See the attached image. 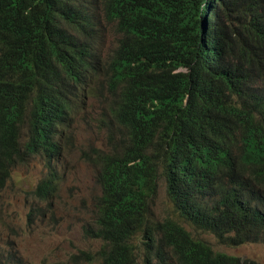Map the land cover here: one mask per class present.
Segmentation results:
<instances>
[{"label":"trees","instance_id":"1","mask_svg":"<svg viewBox=\"0 0 264 264\" xmlns=\"http://www.w3.org/2000/svg\"><path fill=\"white\" fill-rule=\"evenodd\" d=\"M85 3L0 0V187L35 153L49 162L35 194L58 191L51 161L99 54ZM105 11L120 38L104 80L127 138L101 159L86 233L103 245L74 259L138 264L143 239L146 264H259L154 222L151 205L164 177L195 227L230 246L264 242V0H105Z\"/></svg>","mask_w":264,"mask_h":264},{"label":"rangeland","instance_id":"2","mask_svg":"<svg viewBox=\"0 0 264 264\" xmlns=\"http://www.w3.org/2000/svg\"><path fill=\"white\" fill-rule=\"evenodd\" d=\"M93 18L91 33L97 40L92 94L78 102L72 119L60 137L61 151L51 161L60 177L56 195L48 201L35 194L38 183L49 171V162L41 154H31L11 170L0 187V264H99L76 261L81 251L95 254L102 240L87 235L98 218L102 186L98 175L102 156L117 153L126 143L127 131L113 114L114 97L104 75L117 48L120 33L105 11V0H86ZM27 129L23 130V137ZM154 222L173 219L184 225L195 237L211 243L214 250L255 259L264 264V243L247 242L236 246L222 244L212 232L202 231L181 217L169 199L164 177L158 180L157 195L151 205ZM138 264H145L147 244L134 240ZM153 264H157L156 260Z\"/></svg>","mask_w":264,"mask_h":264},{"label":"clouds","instance_id":"3","mask_svg":"<svg viewBox=\"0 0 264 264\" xmlns=\"http://www.w3.org/2000/svg\"><path fill=\"white\" fill-rule=\"evenodd\" d=\"M119 43V42H118ZM118 46V45H117ZM93 76H94V74H93ZM93 76H92V78H93ZM92 78H91V80L89 81V85L87 86V89L84 91V93H83V95H81L80 97H81V99L80 100H82L83 99V97H85V96H87V95H91V93H90V90H91V86H90V83H91V81H92ZM79 100V101H80ZM79 101H77V103H76V105H78V102ZM71 119H72V117H71ZM70 119V120H71ZM70 120H69V122H70ZM69 122H68V124H69ZM68 126V125H67ZM67 126H65V127H67ZM65 127L63 128V130H62V132L64 131V129H65ZM61 135H62V133H61ZM61 137V136H60ZM102 165H103V163H102ZM101 168H102V166H101ZM101 171V170H100ZM100 173V172H99ZM98 180H99V175H98ZM100 183V182H99ZM5 184V183H4ZM102 186V185H101ZM168 193V192H167ZM169 197V196H168ZM44 200V199H43ZM44 201H48V200H44ZM163 222V221H162ZM188 222V221H187ZM189 223V222H188ZM190 225H192L191 223H189ZM184 226V225H183ZM193 227H195L194 225H192ZM186 228V227H185ZM195 228H197V227H195ZM197 229H200V230H202V231H206V230H203V229H201V228H197ZM206 232H210V231H206ZM192 234V233H191ZM193 235V234H192ZM194 236V235H193ZM195 237V236H194ZM216 237V236H215ZM198 238V237H197ZM217 238V237H216ZM199 239H203V238H199ZM203 240H205V239H203ZM206 241V240H205ZM209 242V241H208ZM247 242H263V241H247ZM246 242V243H247ZM210 243V242H209ZM264 243V242H263ZM210 245H211V243H210ZM212 246V245H211ZM212 248H213V246H212ZM213 250H214V248H213ZM214 251H216V250H214ZM218 252H220V251H218ZM227 253V252H226ZM229 254V253H228ZM231 255H233V254H231ZM235 256H237V255H235ZM238 257H240V256H238ZM241 258V257H240ZM138 260V259H137ZM243 260H245V259H243ZM248 260H255V259H248ZM255 261H257V260H255ZM145 262V261H144ZM258 262V261H257ZM259 263V262H258ZM145 264H146V262H145Z\"/></svg>","mask_w":264,"mask_h":264}]
</instances>
